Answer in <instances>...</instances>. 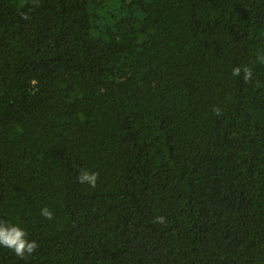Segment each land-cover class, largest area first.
<instances>
[{
	"label": "trees",
	"instance_id": "16d2710c",
	"mask_svg": "<svg viewBox=\"0 0 264 264\" xmlns=\"http://www.w3.org/2000/svg\"><path fill=\"white\" fill-rule=\"evenodd\" d=\"M262 55L264 0H0V264H264Z\"/></svg>",
	"mask_w": 264,
	"mask_h": 264
},
{
	"label": "clouds",
	"instance_id": "9594fccd",
	"mask_svg": "<svg viewBox=\"0 0 264 264\" xmlns=\"http://www.w3.org/2000/svg\"><path fill=\"white\" fill-rule=\"evenodd\" d=\"M258 61L264 62V55L258 57ZM242 69L240 67L233 68V76H240ZM252 77V69L245 67L243 69V79L249 81ZM213 112L217 115L221 114L219 107H214ZM98 172H90L88 170L81 169L78 180L81 184L87 183L92 188L96 187ZM41 215L51 220L53 218V212L48 207L41 209ZM165 217L160 216L156 218L157 223H163ZM26 231L15 224H10L6 221H0V246L11 249L17 257L24 258L26 254L30 255L38 247L35 240L29 241L27 238Z\"/></svg>",
	"mask_w": 264,
	"mask_h": 264
}]
</instances>
